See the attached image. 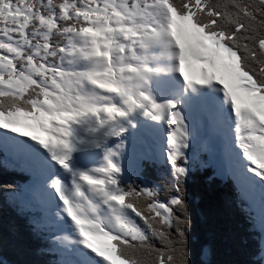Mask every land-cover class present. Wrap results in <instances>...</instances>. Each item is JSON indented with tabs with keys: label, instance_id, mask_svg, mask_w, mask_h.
I'll list each match as a JSON object with an SVG mask.
<instances>
[{
	"label": "snow or ice",
	"instance_id": "6c2138e0",
	"mask_svg": "<svg viewBox=\"0 0 264 264\" xmlns=\"http://www.w3.org/2000/svg\"><path fill=\"white\" fill-rule=\"evenodd\" d=\"M203 176L253 246L194 252ZM0 264H264V0H0Z\"/></svg>",
	"mask_w": 264,
	"mask_h": 264
},
{
	"label": "trees",
	"instance_id": "16d2710c",
	"mask_svg": "<svg viewBox=\"0 0 264 264\" xmlns=\"http://www.w3.org/2000/svg\"><path fill=\"white\" fill-rule=\"evenodd\" d=\"M189 190L194 199L199 198V203L194 204V210L198 215L195 217V226L192 229L193 251L195 252L201 243L211 241L215 248L216 259L222 262L228 260L242 262L253 242L249 239L248 244L244 243V239L249 237V233L244 230L247 226L237 227L242 223L241 219L232 217L228 213L225 203L228 189L219 182L209 185L203 176H200L190 185ZM19 226H21L20 222L15 221L11 213L0 214V230ZM224 251L227 252V256L220 257L219 255Z\"/></svg>",
	"mask_w": 264,
	"mask_h": 264
},
{
	"label": "rangeland",
	"instance_id": "374dc122",
	"mask_svg": "<svg viewBox=\"0 0 264 264\" xmlns=\"http://www.w3.org/2000/svg\"><path fill=\"white\" fill-rule=\"evenodd\" d=\"M228 232V231H227ZM228 235V234H227ZM226 246L228 247V241H226ZM227 254V252L226 251H224V253L223 254H220L219 256L220 257H224V256H227L226 255ZM224 255V256H223Z\"/></svg>",
	"mask_w": 264,
	"mask_h": 264
}]
</instances>
